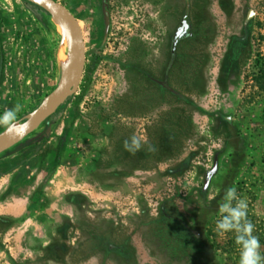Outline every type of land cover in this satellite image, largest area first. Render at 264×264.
Here are the masks:
<instances>
[{
    "label": "rangeland",
    "instance_id": "rangeland-1",
    "mask_svg": "<svg viewBox=\"0 0 264 264\" xmlns=\"http://www.w3.org/2000/svg\"><path fill=\"white\" fill-rule=\"evenodd\" d=\"M57 1L86 63L56 112L0 153V176L28 165L36 185L34 230L0 264H239L234 234L215 231L230 187L264 252V0ZM75 58L58 17L0 0V114L19 103L27 120ZM133 133L156 151H126ZM17 222L0 219V252Z\"/></svg>",
    "mask_w": 264,
    "mask_h": 264
},
{
    "label": "clouds",
    "instance_id": "clouds-1",
    "mask_svg": "<svg viewBox=\"0 0 264 264\" xmlns=\"http://www.w3.org/2000/svg\"><path fill=\"white\" fill-rule=\"evenodd\" d=\"M22 105L17 103L0 114V127L20 136L26 134L30 125L27 120L19 118ZM123 147L135 155L144 150L155 152L156 148L147 140L133 133L123 141ZM220 219L216 221L215 231L221 237L228 233L234 234L235 244L239 248V264H264V252L261 251L259 238L254 235L255 225L248 218V202L241 198L235 187L226 189L218 208Z\"/></svg>",
    "mask_w": 264,
    "mask_h": 264
},
{
    "label": "water",
    "instance_id": "water-1",
    "mask_svg": "<svg viewBox=\"0 0 264 264\" xmlns=\"http://www.w3.org/2000/svg\"><path fill=\"white\" fill-rule=\"evenodd\" d=\"M26 1L43 7L50 14L58 17L61 22L66 24V27L70 31L72 37L76 58L71 68L68 70V73L62 78L57 87L44 99L41 105L27 119L30 127L26 134L17 136L11 133L0 136V153L21 142L25 137L35 131L47 118L56 112L80 81L86 63V45L83 31L78 18L72 13V11L57 0ZM189 32V23L187 20H184L174 37V49L177 42L186 37Z\"/></svg>",
    "mask_w": 264,
    "mask_h": 264
},
{
    "label": "crops",
    "instance_id": "crops-1",
    "mask_svg": "<svg viewBox=\"0 0 264 264\" xmlns=\"http://www.w3.org/2000/svg\"><path fill=\"white\" fill-rule=\"evenodd\" d=\"M28 170L29 166L26 165L0 176V219L18 220L14 226L1 233L4 252H0V262L5 258L3 254L8 251L14 254L13 250L23 248L28 234L34 230L33 225H36V208L33 202L36 200L35 173Z\"/></svg>",
    "mask_w": 264,
    "mask_h": 264
},
{
    "label": "flooded vegetation",
    "instance_id": "flooded-vegetation-1",
    "mask_svg": "<svg viewBox=\"0 0 264 264\" xmlns=\"http://www.w3.org/2000/svg\"><path fill=\"white\" fill-rule=\"evenodd\" d=\"M189 27H190V26H189ZM178 42H179V41H178ZM178 42H177V43H178ZM173 43H174V38H173ZM173 46H174V45H173Z\"/></svg>",
    "mask_w": 264,
    "mask_h": 264
}]
</instances>
